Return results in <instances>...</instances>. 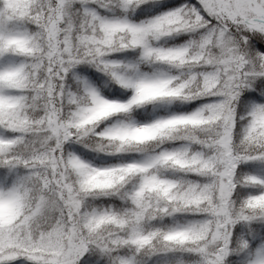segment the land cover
Instances as JSON below:
<instances>
[{
	"label": "snow or ice",
	"instance_id": "obj_1",
	"mask_svg": "<svg viewBox=\"0 0 264 264\" xmlns=\"http://www.w3.org/2000/svg\"><path fill=\"white\" fill-rule=\"evenodd\" d=\"M0 264H264V0H0Z\"/></svg>",
	"mask_w": 264,
	"mask_h": 264
},
{
	"label": "trees",
	"instance_id": "obj_2",
	"mask_svg": "<svg viewBox=\"0 0 264 264\" xmlns=\"http://www.w3.org/2000/svg\"><path fill=\"white\" fill-rule=\"evenodd\" d=\"M169 39H171V38H169ZM131 51H133V50H125V52H131ZM113 55L114 56H116V58H123L124 57V52H116V53H113ZM91 71L92 72H96L97 70L95 69V68H92L91 69ZM88 74V73H87ZM90 75V74H89ZM101 76H103L104 74L103 73H101L100 74ZM94 80H95V77H92ZM97 83H100L99 81H96ZM117 87H119V85H117ZM189 103H192V104H195L196 103V101H191V102H189ZM88 149H85V154H87L88 153ZM100 155H103L102 153L100 154ZM93 156H95V154H93ZM93 156H89L88 158H93ZM97 159H98V157H96ZM189 215H191V214H189Z\"/></svg>",
	"mask_w": 264,
	"mask_h": 264
},
{
	"label": "rangeland",
	"instance_id": "obj_3",
	"mask_svg": "<svg viewBox=\"0 0 264 264\" xmlns=\"http://www.w3.org/2000/svg\"><path fill=\"white\" fill-rule=\"evenodd\" d=\"M113 56H114V55H113ZM115 57H116V56H115ZM85 75H89V74L85 73ZM89 78H90V79H93L92 76H90V75H89ZM93 80H94V79H93Z\"/></svg>",
	"mask_w": 264,
	"mask_h": 264
}]
</instances>
